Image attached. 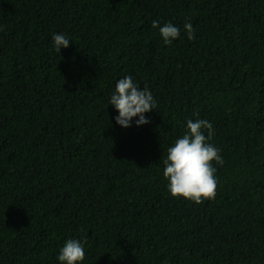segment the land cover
<instances>
[{
  "label": "trees",
  "instance_id": "16d2710c",
  "mask_svg": "<svg viewBox=\"0 0 264 264\" xmlns=\"http://www.w3.org/2000/svg\"><path fill=\"white\" fill-rule=\"evenodd\" d=\"M125 76L147 125L116 124ZM199 119L223 164L197 205L163 170ZM68 239L81 264H264V0H0V264H60Z\"/></svg>",
  "mask_w": 264,
  "mask_h": 264
},
{
  "label": "clouds",
  "instance_id": "9594fccd",
  "mask_svg": "<svg viewBox=\"0 0 264 264\" xmlns=\"http://www.w3.org/2000/svg\"><path fill=\"white\" fill-rule=\"evenodd\" d=\"M152 27L159 28L165 45H171L180 36V29L172 23L161 27L158 21H153ZM184 29L187 38L193 40L195 31L191 22L186 23ZM53 42L56 52L60 53L61 48L67 49L71 41L63 33H58L54 34ZM110 105L119 113L115 117L116 124L125 129L132 126L136 117L137 127L149 124L145 114L157 107L152 92L146 87L141 90L131 76L118 80ZM187 130L167 149L163 176L169 182L168 191L172 197L199 205L216 198L217 179L213 162L222 165L223 158L219 149L209 143L214 136V128L207 119L189 120ZM84 258V243L76 239H68L58 256L60 264H81Z\"/></svg>",
  "mask_w": 264,
  "mask_h": 264
}]
</instances>
